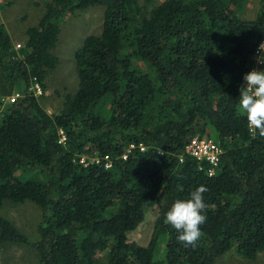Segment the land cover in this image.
<instances>
[{
  "label": "trees",
  "instance_id": "1",
  "mask_svg": "<svg viewBox=\"0 0 264 264\" xmlns=\"http://www.w3.org/2000/svg\"><path fill=\"white\" fill-rule=\"evenodd\" d=\"M231 4L162 0L142 13L137 0H46L22 58L0 23V98L18 93L0 100V247L28 245L40 264H216L233 247L248 260L264 249V137L248 131L239 107L264 2L250 20ZM95 5L104 7L101 30L74 53L77 89L48 113L31 85L44 89L59 62L58 21ZM134 57L151 73L134 68ZM206 124L223 150L211 176L207 163L184 154ZM199 185L208 189L207 219L197 245L185 247L165 213ZM4 200L40 209L35 240L1 214ZM150 202L159 203L150 241H129ZM160 235L165 254L155 260Z\"/></svg>",
  "mask_w": 264,
  "mask_h": 264
},
{
  "label": "rangeland",
  "instance_id": "2",
  "mask_svg": "<svg viewBox=\"0 0 264 264\" xmlns=\"http://www.w3.org/2000/svg\"><path fill=\"white\" fill-rule=\"evenodd\" d=\"M142 7V13L159 4L162 0H137ZM232 3L235 14L241 19H249L260 7L261 0H226ZM264 2V0H263ZM46 0H0V23L7 32L11 43L16 50V58H22L24 45L27 39L26 29L38 25L43 14ZM104 7L90 6L83 10L68 12L58 21L59 35L55 46V54L59 59L57 66L50 69L44 79L45 88L41 93L33 94L48 113H58L63 106L64 97L77 89V75L75 71L74 53L81 46L85 36L98 33L101 30ZM18 45V46H17ZM129 52V49H125ZM134 68L151 73V70L139 58L131 60ZM14 93V92H13ZM12 93V94H13ZM12 96V95H10ZM2 105L10 102L6 96L0 98ZM161 102V98H158ZM2 113L0 111V121ZM199 127V126H198ZM203 135L217 140L212 126L206 124ZM195 136V135H194ZM87 151V150H86ZM84 151L82 158L91 159ZM90 157V158H89ZM24 176H40L34 171H28ZM159 203L150 202L145 210L143 222L135 229L127 232L129 241L140 245H147L154 228V221L158 215ZM1 214L25 233L30 239L37 237V226L41 220L40 209L31 202L13 204L4 200ZM166 236L160 235L154 253L155 260H163L165 254ZM105 257V255H104ZM0 264H40L34 249L28 245L6 244L0 247ZM216 264H264V249L254 259L248 260L236 253L235 247L229 252L216 258Z\"/></svg>",
  "mask_w": 264,
  "mask_h": 264
},
{
  "label": "clouds",
  "instance_id": "3",
  "mask_svg": "<svg viewBox=\"0 0 264 264\" xmlns=\"http://www.w3.org/2000/svg\"><path fill=\"white\" fill-rule=\"evenodd\" d=\"M259 48L264 50V43ZM243 80L245 83L239 89V107L246 116L250 131L264 137V69H251L243 75ZM207 191L206 186H197L187 198H176L165 213V222L176 230L177 240L185 247H195L203 236L200 226L207 219L204 200Z\"/></svg>",
  "mask_w": 264,
  "mask_h": 264
},
{
  "label": "built area",
  "instance_id": "4",
  "mask_svg": "<svg viewBox=\"0 0 264 264\" xmlns=\"http://www.w3.org/2000/svg\"><path fill=\"white\" fill-rule=\"evenodd\" d=\"M261 43H264V22L262 25V30L260 34V39L258 40L255 48H254V54L253 59L250 67L248 68L247 72L250 71L253 68L256 69H264V63H261L260 61H264V50H261L259 46ZM18 46V45H17ZM245 83V82H244ZM243 83V84H244ZM31 89L37 93H41V87L35 79L33 80V83L31 85ZM7 95L6 98L9 99L10 102L15 101V99L18 96L17 92H14L13 94ZM248 126V124H247ZM248 131L253 135V132L250 131L248 127ZM60 140H63L65 138L64 133L62 130H60ZM133 147L132 144L127 148L126 152H124L121 157L126 158L128 152L130 151V148ZM139 149L143 150L144 146L140 144ZM223 153L222 147L220 146L219 142L216 141L213 138H209L205 135H195L189 139V141L184 146V154L189 155L196 160H198L201 163H207L209 167L207 168L206 172L209 176L213 175L215 173L216 168L218 167V164L220 162L221 154ZM92 159V158H91ZM95 161H98V158H94ZM105 160V166L107 168H110L112 166V161L109 159V157L106 155L104 157ZM182 160V158H180ZM80 162L85 163L84 158L79 159ZM202 167L199 166V169Z\"/></svg>",
  "mask_w": 264,
  "mask_h": 264
},
{
  "label": "crops",
  "instance_id": "5",
  "mask_svg": "<svg viewBox=\"0 0 264 264\" xmlns=\"http://www.w3.org/2000/svg\"><path fill=\"white\" fill-rule=\"evenodd\" d=\"M257 11H258V10H257ZM257 11H256L253 15H251V16L249 17V19H247V20L254 19L255 16H256V14H257Z\"/></svg>",
  "mask_w": 264,
  "mask_h": 264
}]
</instances>
